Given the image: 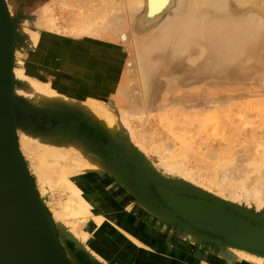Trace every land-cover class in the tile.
Returning a JSON list of instances; mask_svg holds the SVG:
<instances>
[{
  "label": "rangeland",
  "instance_id": "obj_1",
  "mask_svg": "<svg viewBox=\"0 0 264 264\" xmlns=\"http://www.w3.org/2000/svg\"><path fill=\"white\" fill-rule=\"evenodd\" d=\"M5 1L23 73L69 100L36 102L15 81L17 146L61 255L70 250L78 264H216L199 247L170 249L162 236L169 253L161 254L124 233L106 205L123 194L126 205L165 222L158 225L183 231L178 243L187 232L191 245L223 252L226 264L264 263L186 224L162 195L209 196L244 221L241 229L264 226V185L256 184L264 179V0ZM88 100L111 110L119 140L86 117L78 104ZM25 130L76 139L100 156L104 173L82 175L83 194L99 193L98 211L107 213L80 225L83 243L57 218L70 197L65 187L54 184L43 199L35 162L21 150Z\"/></svg>",
  "mask_w": 264,
  "mask_h": 264
},
{
  "label": "bare ground",
  "instance_id": "obj_2",
  "mask_svg": "<svg viewBox=\"0 0 264 264\" xmlns=\"http://www.w3.org/2000/svg\"><path fill=\"white\" fill-rule=\"evenodd\" d=\"M254 1H259V0H254ZM5 6L7 7V5ZM99 17L101 18V16ZM75 25L84 29V26L82 27L80 24H75ZM91 26L92 25L88 27ZM19 47L18 45H14L13 47L14 59H13V65L11 67V76L14 83V84L12 83L13 90L11 89L13 95L17 93L16 91H19V89H16L15 87V81L18 80L22 84L21 87L24 89L23 92L26 93L25 95L27 94L31 95L33 97L31 98L34 99L36 102L44 103L46 105H57L58 102L61 103L69 102L68 99L60 96L53 90L38 85L37 82H34L32 79L28 78L23 73L22 61L20 60L21 50ZM78 105L85 112V114L87 115L86 117L91 122L101 127L105 131V133L107 132V134L112 139L119 138L116 133L117 129L110 109H108L103 104L94 100H88L87 102L84 103L80 102ZM20 143H21L20 144L21 150L23 152H26L27 155L29 154L28 156L32 157L35 162L37 173L39 175L42 184L43 199H45L49 195L50 189H52V187L56 183H59L62 186H64L65 187L64 189L70 193L68 202L62 206L63 208L62 213L57 214V218L63 222L65 228H67L66 231H68L69 234H71L75 239L77 238L79 241H81L77 237L78 235L77 233L79 232L80 225L86 223L87 221H88L87 223H89L90 220L91 223H95V224L102 223V221L105 220V214L107 213L105 209H103L104 212L100 210L102 213L98 211L99 207L103 206V204L99 202V197H98L99 193L96 192V194L94 193L89 194V192L86 191L85 194H83L84 184L82 183V181L84 180L83 178L84 176L82 175L93 174L95 172H103L105 169L103 162L100 160V156L97 155L98 153L97 154L94 153V149L92 147L85 146L76 139L67 138V140L66 139L63 140L60 139V137H58L57 135L52 138L45 139L41 136H37V134H35L34 132H27L25 130L23 136H21ZM228 169L229 167L226 166L227 172L231 171L232 167L229 170ZM220 171L221 170H219V172ZM263 180L264 179L262 177H258V179H256V184L261 185L260 188H262V186L264 185L262 184L264 182ZM94 189L96 190L98 188H94ZM253 190L255 194L259 193V190H257L256 187L253 188ZM168 199L170 200L171 204H173V206L176 208L177 211L179 212L181 211L196 226L209 228V227H213L216 223H218L219 219H224L227 222L230 221L231 215L226 212L223 206L220 207L216 204V203L219 204V202L216 199H214V201L216 202H213L210 199L209 200L205 199L207 200L206 202V201H202L199 197L198 198L188 197L176 191H171L168 194ZM125 201L126 198L125 195L123 194L121 196H112L108 198L106 205H109L110 211L114 212V214L111 216L112 219L111 223H115L119 225V227L123 229L124 233L132 236L134 239H136V237L139 238L138 240H140L142 245L151 247L152 249L155 250L156 253L168 254L169 251L167 250V248L165 246L164 247L162 246L163 245L162 236L167 238L169 237L172 239V243L166 245H168L170 249L175 248L176 246L175 243L178 244V246L181 244V246H179L180 250L181 249L188 250L189 248L199 247L201 249L200 250L202 255L201 257L204 258L208 257V259L210 258V260L216 264L218 263L226 264L225 263L226 256H224L223 252L222 253L216 252L214 250L210 251L209 249L200 245V242H197L198 244L191 245L190 242L193 240V237L192 235L188 234L186 231H185L186 233H183L184 236L182 237L185 241L178 243L176 238L183 231L181 232L180 229L178 230V228L177 229L171 228L170 231L168 230L169 228L167 229L165 225L159 224L160 225L159 226L158 223H165V222L160 221L157 217L151 216L150 213L148 214L146 210H144L141 207H138L137 205L134 207L133 205L130 204L126 205ZM130 202H132L131 199ZM262 235L264 238V231ZM186 240H188V242H186ZM150 242L152 243L151 246L148 245ZM233 251L241 259H249V260L255 259L256 261L264 260V258L257 256L258 255L257 253L251 255V253L253 254V252L251 251H247V250H240V251L233 250ZM171 253H173V251ZM65 258L69 264H78L77 261L75 260L73 253L70 250L67 251V256Z\"/></svg>",
  "mask_w": 264,
  "mask_h": 264
},
{
  "label": "water",
  "instance_id": "obj_3",
  "mask_svg": "<svg viewBox=\"0 0 264 264\" xmlns=\"http://www.w3.org/2000/svg\"><path fill=\"white\" fill-rule=\"evenodd\" d=\"M5 5V0H0V264H69L61 255L45 206L32 188L16 142L15 98L11 92L14 32ZM171 191L183 192L162 189L167 204L191 227L223 236L228 243L253 253L264 254V226L248 225L249 229H241L244 221L234 215L228 222L219 219L213 227L196 226L171 204L168 199ZM198 195L202 201L216 202ZM216 204L221 207L220 203ZM243 236L245 240L241 239Z\"/></svg>",
  "mask_w": 264,
  "mask_h": 264
}]
</instances>
